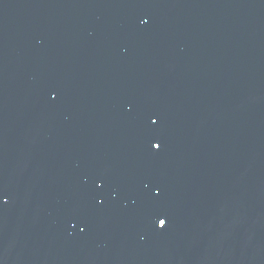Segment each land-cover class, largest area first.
I'll return each instance as SVG.
<instances>
[{
	"label": "water",
	"instance_id": "95a60500",
	"mask_svg": "<svg viewBox=\"0 0 264 264\" xmlns=\"http://www.w3.org/2000/svg\"><path fill=\"white\" fill-rule=\"evenodd\" d=\"M0 264H264L249 0H0Z\"/></svg>",
	"mask_w": 264,
	"mask_h": 264
},
{
	"label": "snow or ice",
	"instance_id": "6c2138e0",
	"mask_svg": "<svg viewBox=\"0 0 264 264\" xmlns=\"http://www.w3.org/2000/svg\"><path fill=\"white\" fill-rule=\"evenodd\" d=\"M153 147H160V145H158V144H154L153 145ZM165 223H166V219L165 218H160L159 220H158V224L160 225V226H163V225H165Z\"/></svg>",
	"mask_w": 264,
	"mask_h": 264
}]
</instances>
